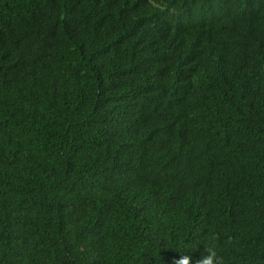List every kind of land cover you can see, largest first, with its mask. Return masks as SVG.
Here are the masks:
<instances>
[{"label":"trees","instance_id":"16d2710c","mask_svg":"<svg viewBox=\"0 0 264 264\" xmlns=\"http://www.w3.org/2000/svg\"><path fill=\"white\" fill-rule=\"evenodd\" d=\"M264 264V0H0V264Z\"/></svg>","mask_w":264,"mask_h":264},{"label":"clouds","instance_id":"9594fccd","mask_svg":"<svg viewBox=\"0 0 264 264\" xmlns=\"http://www.w3.org/2000/svg\"><path fill=\"white\" fill-rule=\"evenodd\" d=\"M185 252H181L179 258H174L173 264H193L192 256L185 254ZM195 264H224V258L217 251V246L214 241L210 240L204 244V251L201 257L195 260Z\"/></svg>","mask_w":264,"mask_h":264}]
</instances>
